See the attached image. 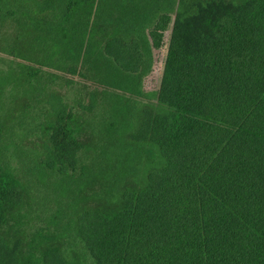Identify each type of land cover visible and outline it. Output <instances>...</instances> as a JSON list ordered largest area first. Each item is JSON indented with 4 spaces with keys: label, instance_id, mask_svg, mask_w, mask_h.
<instances>
[{
    "label": "trees",
    "instance_id": "obj_1",
    "mask_svg": "<svg viewBox=\"0 0 264 264\" xmlns=\"http://www.w3.org/2000/svg\"><path fill=\"white\" fill-rule=\"evenodd\" d=\"M7 18L0 264H264V0H0ZM78 67L104 87L82 112L48 96Z\"/></svg>",
    "mask_w": 264,
    "mask_h": 264
},
{
    "label": "rangeland",
    "instance_id": "obj_2",
    "mask_svg": "<svg viewBox=\"0 0 264 264\" xmlns=\"http://www.w3.org/2000/svg\"><path fill=\"white\" fill-rule=\"evenodd\" d=\"M174 20V16H172V23ZM172 23L170 24L168 30L164 33V39L163 44L158 49H153V62L151 69L148 73V75L143 80V91L146 94L150 95V100L154 104L157 100V93L160 88L163 68H164V62L165 57L167 53V46L169 43L171 30H172ZM13 23L10 22V20L4 19L2 23H0V37L2 34H13ZM1 39V38H0ZM49 72H55L54 69H47ZM57 72V71H56ZM60 75V79L52 83V85L49 87L48 96L52 97L51 99H54L55 105H60V102H64L65 104H68V106H71L70 108H73L74 111L82 112L80 105H82L83 101H87L89 97L91 98L92 95L98 96L101 89L104 87L97 82L94 81V79L91 77V75L86 74L84 70L80 67L76 68L75 73L72 72H57ZM81 91V94L79 95ZM95 93V94H92ZM154 94V96H153ZM78 98H82L79 102L76 100ZM99 101V99H98ZM142 102H147L148 100L146 98H141ZM45 106V104L43 105ZM46 107H50L49 105H46ZM56 111V109L54 108ZM36 144H39V141H36ZM36 194V193H35ZM40 197V196H39ZM37 202L36 204H33L30 207L31 209L26 208L28 211H30L29 215L27 216V219H31V223L34 225V227L42 226L44 222V218L47 216L46 210H42L40 207L37 206H48L43 201L40 200V198H36ZM39 216V217H38Z\"/></svg>",
    "mask_w": 264,
    "mask_h": 264
}]
</instances>
